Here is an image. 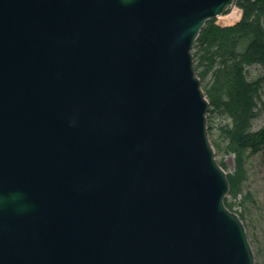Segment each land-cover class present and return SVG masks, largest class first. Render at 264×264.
I'll use <instances>...</instances> for the list:
<instances>
[{"label": "water", "instance_id": "1", "mask_svg": "<svg viewBox=\"0 0 264 264\" xmlns=\"http://www.w3.org/2000/svg\"><path fill=\"white\" fill-rule=\"evenodd\" d=\"M235 0H0V264H253L192 48Z\"/></svg>", "mask_w": 264, "mask_h": 264}, {"label": "trees", "instance_id": "2", "mask_svg": "<svg viewBox=\"0 0 264 264\" xmlns=\"http://www.w3.org/2000/svg\"><path fill=\"white\" fill-rule=\"evenodd\" d=\"M235 4L242 11L236 24L220 27L211 19L201 28L192 48L193 68L209 102L207 129L221 119L217 130L227 151L251 150L264 161V126L250 130L258 102L264 110V73L247 78V68L264 67V0Z\"/></svg>", "mask_w": 264, "mask_h": 264}, {"label": "rangeland", "instance_id": "3", "mask_svg": "<svg viewBox=\"0 0 264 264\" xmlns=\"http://www.w3.org/2000/svg\"><path fill=\"white\" fill-rule=\"evenodd\" d=\"M233 7L240 13V16L231 26L236 24L242 16V11L235 1ZM212 20L217 26H230L221 24L216 18ZM247 71V78L251 80L258 74L264 73V67L251 66L247 68ZM254 112L255 115L250 121L251 131L264 126V110L260 102L257 103ZM220 121L219 118L213 121L214 124L212 123L211 128L207 129V135L214 149L216 162L219 165L221 163L220 167L232 181L231 192L226 195L224 203L231 212L238 216L244 227L252 251L253 264H264V161L260 153H254L251 150H244L242 153L227 151L217 130V124Z\"/></svg>", "mask_w": 264, "mask_h": 264}, {"label": "bare ground", "instance_id": "4", "mask_svg": "<svg viewBox=\"0 0 264 264\" xmlns=\"http://www.w3.org/2000/svg\"><path fill=\"white\" fill-rule=\"evenodd\" d=\"M234 6V2L232 5H230L225 12H223L222 14L216 16L215 18L218 20V22H220L221 24L224 25H230L238 20L240 13L236 10ZM231 9V10H230ZM230 10L229 13H227Z\"/></svg>", "mask_w": 264, "mask_h": 264}]
</instances>
